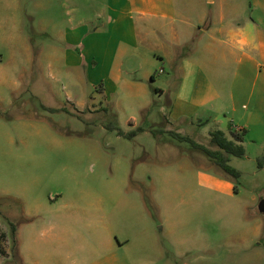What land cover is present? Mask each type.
Segmentation results:
<instances>
[{
  "label": "rangeland",
  "instance_id": "1",
  "mask_svg": "<svg viewBox=\"0 0 264 264\" xmlns=\"http://www.w3.org/2000/svg\"><path fill=\"white\" fill-rule=\"evenodd\" d=\"M104 5L0 0V264H264V149L231 156L240 176L221 188L171 134L211 147L206 127L167 122L164 50L119 45L112 73L91 57L108 44Z\"/></svg>",
  "mask_w": 264,
  "mask_h": 264
},
{
  "label": "crops",
  "instance_id": "2",
  "mask_svg": "<svg viewBox=\"0 0 264 264\" xmlns=\"http://www.w3.org/2000/svg\"><path fill=\"white\" fill-rule=\"evenodd\" d=\"M187 6L186 2L179 6L176 0H105L101 24L107 27L102 34L108 44L91 57L107 64L112 73L119 45L136 49L141 42H150L160 47L165 53L159 55L160 60L165 59L176 74V92L168 101L167 122L206 127L207 136L213 129L226 134L229 130L246 129L244 149L262 152L264 0H200ZM94 33L99 34L97 27ZM111 41L113 51L109 47ZM183 44L191 54L193 50H200V54L174 55ZM200 175L205 179L211 177L203 172ZM212 179L227 191L234 188L229 179Z\"/></svg>",
  "mask_w": 264,
  "mask_h": 264
},
{
  "label": "trees",
  "instance_id": "3",
  "mask_svg": "<svg viewBox=\"0 0 264 264\" xmlns=\"http://www.w3.org/2000/svg\"><path fill=\"white\" fill-rule=\"evenodd\" d=\"M245 133L246 129L229 130L228 134H226L221 129H213L209 132V142L211 144V147L209 148L203 144L195 143L188 136H182L177 134L176 132H171V134L177 139L189 142L192 146L201 149L212 161V163H214V165L224 173V176L222 178L229 179L232 182L234 179L240 176V171L229 165L228 161L231 156L242 157L244 155L245 151L242 141ZM117 134L124 135L130 138L132 135H134V131L127 134L123 133L119 128H117ZM263 159L264 153L260 158L257 159L259 166L262 165ZM11 230V235L14 237V228L12 227ZM1 236L3 235L1 234ZM14 246L15 243L13 245L12 252H14L15 250Z\"/></svg>",
  "mask_w": 264,
  "mask_h": 264
},
{
  "label": "water",
  "instance_id": "4",
  "mask_svg": "<svg viewBox=\"0 0 264 264\" xmlns=\"http://www.w3.org/2000/svg\"><path fill=\"white\" fill-rule=\"evenodd\" d=\"M258 210L259 212H264V198H262L258 203Z\"/></svg>",
  "mask_w": 264,
  "mask_h": 264
}]
</instances>
